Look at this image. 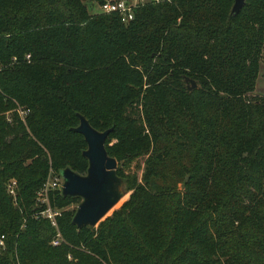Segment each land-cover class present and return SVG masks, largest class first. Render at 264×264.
I'll use <instances>...</instances> for the list:
<instances>
[{
    "label": "trees",
    "instance_id": "obj_1",
    "mask_svg": "<svg viewBox=\"0 0 264 264\" xmlns=\"http://www.w3.org/2000/svg\"><path fill=\"white\" fill-rule=\"evenodd\" d=\"M104 1L0 0V264H264V0ZM78 113L144 171L116 167L131 192L97 226L49 190L53 244L34 206L51 169L86 171Z\"/></svg>",
    "mask_w": 264,
    "mask_h": 264
},
{
    "label": "water",
    "instance_id": "obj_2",
    "mask_svg": "<svg viewBox=\"0 0 264 264\" xmlns=\"http://www.w3.org/2000/svg\"><path fill=\"white\" fill-rule=\"evenodd\" d=\"M245 0H233L231 13L239 11ZM188 88L196 86L189 79ZM79 122L72 129L80 132L87 143L82 150L88 165L84 173H79L70 166L59 170L63 181L60 191L63 195L79 196L72 216L77 226L96 225L124 195V179L117 174V160L108 154L105 139L113 125L103 130L95 128L89 120L78 113Z\"/></svg>",
    "mask_w": 264,
    "mask_h": 264
},
{
    "label": "built area",
    "instance_id": "obj_3",
    "mask_svg": "<svg viewBox=\"0 0 264 264\" xmlns=\"http://www.w3.org/2000/svg\"><path fill=\"white\" fill-rule=\"evenodd\" d=\"M143 0H105L103 3L99 5L100 11H117L119 12L121 19L123 21H128L133 18L134 16V9L135 7L143 3ZM28 111L25 108H18V112L23 117L24 114ZM62 177L61 175L54 171L50 170V173L45 180L42 188L40 189L37 199L40 201V206L38 209L34 211L35 216H41L47 218L50 223L56 228V235L52 239L53 244H57L60 242V232L58 230L57 218L62 213V208L53 206L48 197L49 190L60 189L62 184ZM17 182L15 178H10L7 181L6 189L8 193L15 197L17 193ZM0 244H3V235L0 236Z\"/></svg>",
    "mask_w": 264,
    "mask_h": 264
},
{
    "label": "rangeland",
    "instance_id": "obj_4",
    "mask_svg": "<svg viewBox=\"0 0 264 264\" xmlns=\"http://www.w3.org/2000/svg\"><path fill=\"white\" fill-rule=\"evenodd\" d=\"M143 1H146V0H143ZM91 10L95 11V12L99 11L100 10L99 5L96 4L93 7V9L91 8ZM188 84H190V82H188ZM251 93L254 95H264V60L263 59L260 61V67H259L258 75L256 78L255 88ZM138 105H139V108H141V105L140 104H138ZM18 107H21V106H18ZM81 148H83V147L81 146L80 149ZM145 157H146V154H142V155L135 156V157L131 158L127 162H121L120 161L119 163H117V167L120 168L121 170H123L124 173H136L137 177L140 180L142 173L144 171V165H145L144 159H145ZM130 192H131V190L126 189V186L124 184V195L121 197V200L119 201V203L117 205H115L112 209H110L108 211V213L101 220H103L107 216L111 215L112 212L116 208H118L124 200H126L129 197ZM40 204H41L40 201L38 199H36L34 207L40 206ZM73 206H75V204H71L69 207H73ZM98 223L94 226H97ZM61 240H63V238H62V235L60 234V241ZM68 257L71 259L70 255Z\"/></svg>",
    "mask_w": 264,
    "mask_h": 264
},
{
    "label": "bare ground",
    "instance_id": "obj_5",
    "mask_svg": "<svg viewBox=\"0 0 264 264\" xmlns=\"http://www.w3.org/2000/svg\"><path fill=\"white\" fill-rule=\"evenodd\" d=\"M120 200H121V199H120ZM120 200H119V201H120ZM119 201L116 203V205L119 203Z\"/></svg>",
    "mask_w": 264,
    "mask_h": 264
}]
</instances>
